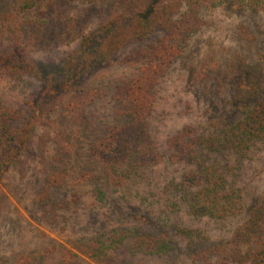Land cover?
<instances>
[{
	"label": "rangeland",
	"instance_id": "374dc122",
	"mask_svg": "<svg viewBox=\"0 0 264 264\" xmlns=\"http://www.w3.org/2000/svg\"><path fill=\"white\" fill-rule=\"evenodd\" d=\"M20 2L0 0V26L24 21L22 53L44 65L77 49L81 35L115 12L112 0H36L25 13ZM184 11L175 9L173 20ZM201 24L151 89L146 124L162 162L134 169L120 186L109 181L113 168L92 152L125 121L119 122L124 95L147 63L136 44L86 72L60 97L53 96L59 89L26 74L0 72V105L18 113L27 132L17 158L0 175V264H207L220 258L212 249L231 237L264 190V142L241 155L206 154L242 206L223 219L191 214L197 187L180 188L196 166L172 161L170 142L182 132L218 133L264 93V84L250 91L264 82V12L220 5L204 12ZM6 50L0 42V51ZM128 168L115 169L128 174ZM124 228L159 234L173 248L149 254L131 253L128 241L110 246Z\"/></svg>",
	"mask_w": 264,
	"mask_h": 264
},
{
	"label": "trees",
	"instance_id": "16d2710c",
	"mask_svg": "<svg viewBox=\"0 0 264 264\" xmlns=\"http://www.w3.org/2000/svg\"><path fill=\"white\" fill-rule=\"evenodd\" d=\"M112 1L114 14L81 35L77 49L67 53L57 63L44 65L25 57L19 34L25 26L24 21H18L16 26H0V42L7 44V50L0 51V72L5 71L18 78L26 74L48 88L59 89L53 96L60 97L75 89L86 72L109 64L121 50L136 44V52L141 53L147 68L142 70L124 95L122 105L126 109L119 116V122H123L124 117L125 121L101 139L92 152L96 159L113 168L109 181L120 186L134 169L162 162L161 154L152 145L146 124L154 100L151 89L187 45L190 36L202 27L204 12L226 4H236L240 10L264 12V0ZM35 4L36 0H21L18 8L25 13ZM181 6L185 11L179 19L173 20V11ZM263 84H255L250 91L257 92ZM23 123L18 113L0 105V175L23 148L27 136ZM223 125L216 134L197 136L194 131L193 134L192 131L182 132L170 142L172 161L196 166L185 175L180 188L189 192L197 187L191 195L190 204V212L194 216L223 219L242 211V206L236 204L232 194L234 189L229 190L225 185L224 173L221 174L217 166L207 164L206 154L228 151L241 155L255 142H264V93L252 105L245 106L241 119L227 120ZM127 164L128 174L116 172L115 168ZM170 184L171 188H179ZM126 241L131 253L162 254L173 248L159 234L141 233L138 228L115 232L110 246ZM214 252L220 258L207 264H264V190L259 202L247 211L231 237L212 249L211 253Z\"/></svg>",
	"mask_w": 264,
	"mask_h": 264
}]
</instances>
